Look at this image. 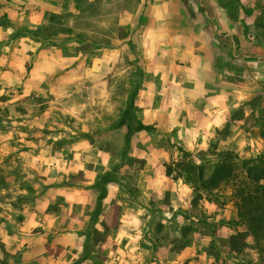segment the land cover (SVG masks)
I'll return each instance as SVG.
<instances>
[{
  "label": "rangeland",
  "instance_id": "rangeland-1",
  "mask_svg": "<svg viewBox=\"0 0 264 264\" xmlns=\"http://www.w3.org/2000/svg\"><path fill=\"white\" fill-rule=\"evenodd\" d=\"M0 22V264H264L233 187L198 178L264 158V0H0Z\"/></svg>",
  "mask_w": 264,
  "mask_h": 264
},
{
  "label": "trees",
  "instance_id": "trees-1",
  "mask_svg": "<svg viewBox=\"0 0 264 264\" xmlns=\"http://www.w3.org/2000/svg\"><path fill=\"white\" fill-rule=\"evenodd\" d=\"M2 24L3 22H0V25ZM121 121L128 129V139L141 130L132 104L125 110ZM172 172V167H169L168 173ZM102 177L105 182L112 181L110 174H105ZM198 178L203 189L210 192L222 186L233 187L238 215V220L234 222V225L244 226L247 233L257 241L264 237V158L242 162L241 166L232 161H220L209 178H205L202 170L199 171ZM187 180L192 183L191 177ZM99 213L100 209L97 208L92 218L94 223L97 221Z\"/></svg>",
  "mask_w": 264,
  "mask_h": 264
},
{
  "label": "water",
  "instance_id": "water-1",
  "mask_svg": "<svg viewBox=\"0 0 264 264\" xmlns=\"http://www.w3.org/2000/svg\"><path fill=\"white\" fill-rule=\"evenodd\" d=\"M230 37H231V38H232V40L234 41V37H233L232 35H231Z\"/></svg>",
  "mask_w": 264,
  "mask_h": 264
}]
</instances>
